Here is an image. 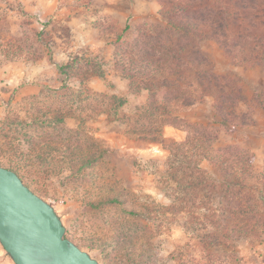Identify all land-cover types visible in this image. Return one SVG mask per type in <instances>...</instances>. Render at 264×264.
<instances>
[{"label":"rangeland","instance_id":"rangeland-1","mask_svg":"<svg viewBox=\"0 0 264 264\" xmlns=\"http://www.w3.org/2000/svg\"><path fill=\"white\" fill-rule=\"evenodd\" d=\"M160 9L159 0H0V165L102 264H264L263 65L236 66L202 40L215 71L243 86L231 126L210 98L181 111L160 142L124 127L149 98L130 80L132 52L151 22L166 23ZM194 138L205 148L196 160ZM176 155L201 159V181L191 185ZM0 264H15L1 244Z\"/></svg>","mask_w":264,"mask_h":264},{"label":"trees","instance_id":"trees-1","mask_svg":"<svg viewBox=\"0 0 264 264\" xmlns=\"http://www.w3.org/2000/svg\"><path fill=\"white\" fill-rule=\"evenodd\" d=\"M159 1V16L166 23L151 22L132 52L136 77L130 80L136 83L139 94L147 90L149 98L136 107L134 124L129 125L130 120L124 123L127 133L160 142L163 129L181 120V111L210 98L221 123L231 126L239 117L236 110L244 100L243 86L232 74H218L199 44L202 40H214L236 66H264V0ZM111 99L117 103V109L126 104L121 97ZM194 140L199 145L194 146L196 160L205 148L201 139ZM187 141L172 145L181 151ZM174 157L181 165H189L186 168L191 170L188 176L191 185L201 181V159L193 163L187 155L182 159L179 155Z\"/></svg>","mask_w":264,"mask_h":264},{"label":"water","instance_id":"water-1","mask_svg":"<svg viewBox=\"0 0 264 264\" xmlns=\"http://www.w3.org/2000/svg\"><path fill=\"white\" fill-rule=\"evenodd\" d=\"M0 244L15 264H102L66 237L55 208L0 165Z\"/></svg>","mask_w":264,"mask_h":264},{"label":"crops","instance_id":"crops-1","mask_svg":"<svg viewBox=\"0 0 264 264\" xmlns=\"http://www.w3.org/2000/svg\"><path fill=\"white\" fill-rule=\"evenodd\" d=\"M11 82H12V79H9L8 81H5V87L6 88H9V86H11V85H9L8 87H7V85L6 84H11ZM95 88H99L100 90H102L103 89V85L102 84H99V83H94V85H93ZM27 87V86H26ZM29 89V88H28ZM105 90H106V87H105ZM3 91H6L5 89H0V110H1V107H2V103H3V98L6 96V93H4ZM1 113V112H0ZM189 117V116H188ZM175 136H177V137H182V135H179V134H175Z\"/></svg>","mask_w":264,"mask_h":264}]
</instances>
